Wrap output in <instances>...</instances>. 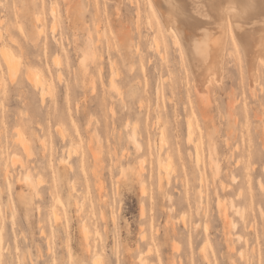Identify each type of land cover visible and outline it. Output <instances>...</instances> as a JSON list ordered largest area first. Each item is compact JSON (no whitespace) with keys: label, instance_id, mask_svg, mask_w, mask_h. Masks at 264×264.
Segmentation results:
<instances>
[{"label":"rangeland","instance_id":"1","mask_svg":"<svg viewBox=\"0 0 264 264\" xmlns=\"http://www.w3.org/2000/svg\"><path fill=\"white\" fill-rule=\"evenodd\" d=\"M161 22L0 0V264H264V61L251 82L229 35L203 98Z\"/></svg>","mask_w":264,"mask_h":264},{"label":"bare ground","instance_id":"2","mask_svg":"<svg viewBox=\"0 0 264 264\" xmlns=\"http://www.w3.org/2000/svg\"><path fill=\"white\" fill-rule=\"evenodd\" d=\"M112 1H115L117 3V2H121L122 0H112ZM149 2H150L151 9L161 19L162 21L161 24L163 23L162 26L165 25V28L167 27L169 31L170 30L173 31L175 39H176L175 41L176 43L178 42L180 44L181 50L184 53L183 56L186 57L185 59H187L189 63V68H190V71L194 79V84L198 88L197 91L199 93H201L202 91V93L205 94L203 95V98L207 95L206 91H208L207 87L205 86L206 83L209 82L210 84V81H211L210 79L212 76H216L217 77L216 79L219 80L221 78L220 75H222V72L224 71L223 70L224 64H225L224 58L226 55V47H227V42H228L227 39L229 35L231 36L230 38H234V41L236 43L238 42L237 44H239L243 50L245 61H246L247 72H248L250 81L251 82L257 81L258 70H259L258 64L260 61H264V0H149ZM120 4L119 6L117 4L115 5H117L120 8L122 6ZM254 20L255 21L258 20V21L254 23ZM86 48H89V50ZM86 48H85L86 51L87 50L91 51L90 46ZM2 52L9 66L10 67L15 66L16 62H14V58L12 54L9 51L5 50V48L4 50H2ZM90 56L91 54L88 57ZM27 73L30 76V78H32L35 82L39 81L40 79L43 80L42 78L38 80L34 72H31V70H28ZM112 82L115 83V81H112ZM114 83H112L113 86L115 85ZM201 86L204 87V89L202 88L203 90L201 89ZM189 137L191 138V136ZM24 148H25L24 149L25 153L28 152L30 154L31 148L28 147V145L27 146L24 145ZM32 153L33 152H31V154ZM160 177L159 179H161L163 176L161 178ZM23 180L26 182L24 183L28 185H32V183L34 182L33 176L29 171H27L24 174ZM262 185L263 184H261V187L264 186ZM144 191L145 189H143V192ZM239 197L241 196L239 195ZM234 205L236 204L234 203ZM230 206H232V204ZM220 209H223V208H220ZM235 209L237 211L240 208L238 207L237 209L235 207ZM242 211L241 212L239 211V212L243 215ZM261 212L262 210L260 211V213ZM227 213L229 214V212L226 210V213H225L226 216L221 214V217L225 216L226 218L229 217V219L232 218L231 216H228ZM55 216L57 217V214H55ZM228 222L229 220L227 218V223ZM234 223L235 222L233 220V223H230L231 225L229 224V228L230 226L232 227V224ZM224 224H226L225 221H224ZM236 224L237 223H235L233 226H235ZM227 225L228 224H226L225 226L227 227ZM233 228L232 230L231 228L229 230L233 231L234 230ZM238 234H235L234 236H237ZM231 235L229 237L230 239H231ZM145 236L146 234L144 235V239L143 238L141 239L145 240L146 238ZM234 236L232 237L233 241L235 238ZM240 239L241 238H238L237 240H240ZM227 241H229V239ZM233 245L235 246L234 242H233ZM204 247L205 246H203L202 249ZM242 251L244 252L243 249ZM240 252L241 250L239 251V253ZM207 254L208 253H205V257H207V260H208L209 257L207 256ZM242 255L245 256V253ZM243 259L245 260V257Z\"/></svg>","mask_w":264,"mask_h":264}]
</instances>
